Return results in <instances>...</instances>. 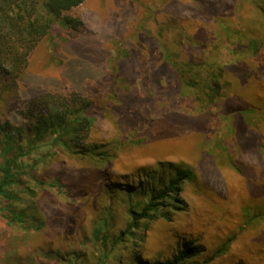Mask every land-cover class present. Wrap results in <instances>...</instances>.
<instances>
[{
	"label": "rangeland",
	"instance_id": "rangeland-1",
	"mask_svg": "<svg viewBox=\"0 0 264 264\" xmlns=\"http://www.w3.org/2000/svg\"><path fill=\"white\" fill-rule=\"evenodd\" d=\"M251 4L85 0L68 13L84 22L83 33L67 41L57 57L48 56L47 42L33 53L24 101L64 88L66 79L88 96L93 94L89 89L97 91L98 86L101 92L112 71L118 75L125 71L134 80L142 69L163 62L159 46L146 35L165 24L174 28L169 37L183 46L177 59L181 74L206 83L203 89L181 88L176 93L178 106L170 105L173 95L167 86L161 91L150 87L148 96L153 94L147 100L152 103L146 113L152 121L138 132L118 125L124 116L117 103L101 101L107 108L98 114L92 140L123 141L108 162L65 153L50 136L23 156L24 182L13 187L17 197L11 201L0 197V264H169L191 243L199 254L184 264H264V35L262 53L237 62L232 42L221 33L234 19L239 29L258 21L264 24L257 5ZM156 14L158 22L153 20ZM137 27L141 38L134 35ZM181 27L193 32L194 42L185 38L181 42ZM169 37L167 44L172 43ZM136 39L142 40L141 53ZM123 41L125 51L118 45ZM133 46L131 56L138 64L130 57ZM257 50L252 44L248 51ZM188 62L194 67H187ZM228 78L233 79L232 86L224 85ZM218 80L225 81L218 82L219 97L212 100L207 83ZM124 89L136 92L134 87ZM137 108L144 110L139 103ZM6 119L18 126L23 123L15 109L0 113V124ZM171 167L193 174L181 183V190L173 191L176 202L166 200L180 208L167 217L143 219L138 234H126L116 246L114 237L102 248L107 234L118 236L126 228L132 209L141 211L152 183L160 174L167 177ZM140 187L149 191L135 195ZM14 213H23L25 222L13 218Z\"/></svg>",
	"mask_w": 264,
	"mask_h": 264
},
{
	"label": "trees",
	"instance_id": "trees-1",
	"mask_svg": "<svg viewBox=\"0 0 264 264\" xmlns=\"http://www.w3.org/2000/svg\"><path fill=\"white\" fill-rule=\"evenodd\" d=\"M249 1L252 2L251 5H257V10L260 12L261 18L264 19V0ZM84 2L85 0H0V113L6 115L15 109L19 110V114L23 118V123L20 126L15 125L10 119H6L0 124V197L6 200L15 199L17 191L13 187L24 182L25 172L21 158L37 149L47 136L52 137L53 144L65 153L109 161V157L113 155L112 152L122 146L123 141L122 139H115L111 142L92 140V130L99 120L98 118H101L98 114L100 112L103 114L107 108L101 104V101L111 99L117 103L118 112L124 116L118 125L124 130H137L136 132H138L152 121L146 113H150L149 109L152 103L147 100L153 94L148 96L150 87H156L158 91H161L167 86L170 94L173 95L169 101L170 105L178 106L179 97L176 93L181 88L192 85L203 89L206 83L202 78L197 81L190 80L181 74L182 63L177 59L181 58L180 53L183 46L182 44L177 45L169 37L174 28L165 24V27H161L152 35H146L151 36L159 46L158 49L163 53V62L155 64L152 69L149 67L147 71L140 69L137 77H133L134 80L131 81L125 71L122 72V75L112 71L106 74L105 86L101 92L97 85V91L94 88L89 89V92L93 94L88 96L89 94L86 95L77 89L78 85L71 84L66 79L64 83L67 86L64 88L48 89L31 97L28 101H24L23 92L27 89L25 77L29 73L33 53L40 48L43 42H47L48 50H50L49 57L61 55L65 50V43L83 33L84 22L68 13ZM242 2L245 4L244 1ZM153 20L158 22L160 17L156 14ZM236 21L234 19L233 23L222 28L221 33L226 40L229 39L232 42L237 62L245 55L257 57L262 53L264 24L258 21L252 26L241 25L242 28L239 29L237 25L240 23L237 24ZM168 28H170V33L167 32ZM179 31L178 38L181 39V42L184 38L194 42V34L191 30L181 27ZM131 35L133 36V34ZM134 35L141 38L140 28ZM168 37V40L172 41L171 44H167L165 41ZM135 41L137 42V44L135 43L136 50L141 53L143 50L142 40L136 39ZM125 44L124 41L118 43L123 47L122 51L127 50ZM252 44L258 46L256 52L248 51ZM134 47H130V57L138 64L131 56ZM174 54L175 57H173ZM141 58L138 57L140 62ZM145 59L149 61L148 58ZM134 62L132 61V63ZM48 64L49 62L46 63V65ZM194 64V62H188L185 65L191 68L194 67ZM211 64L221 65L217 62H211ZM133 65L135 66V64ZM139 67L141 66L139 65ZM163 77L164 79H160ZM60 80L63 81V79ZM223 81L225 80L207 83L208 89H210L208 95L212 100L219 97V94L217 95V92H220L218 82ZM92 83L94 82L92 81ZM226 84L232 86L233 79L231 82V79L228 78V82L225 81L224 85L226 86ZM126 87H134L136 90L134 93L139 92L140 94L128 92L124 89ZM103 92H106L105 96H103ZM27 97L25 95V99ZM127 99L129 102L126 101ZM127 103L131 104L130 108L126 106ZM138 103L143 106V111H139L137 108ZM168 171L167 177L159 175L158 182L152 183L154 185L150 191H146V187H140L135 191L136 193L134 192L136 195L149 191L150 199L144 203L141 211L131 210L129 224L118 236L109 237L110 235H106L102 248L106 247L114 237L113 242L116 246L123 243L126 234H138L137 232L141 229L139 224L143 219L167 217L168 212L172 209L180 208L176 203H167L166 200H171L173 191L181 190V183L184 180L192 179L193 174L190 169L181 167L173 170L171 167ZM173 201L176 202V199L173 198ZM163 205H166L167 208L160 207ZM135 207H139L138 203ZM23 216V213H14L13 218L24 223ZM99 233H101V229L96 230L95 236L98 237ZM194 245L195 243L186 245L169 264H184L186 260L194 262L193 256L199 254L195 251Z\"/></svg>",
	"mask_w": 264,
	"mask_h": 264
}]
</instances>
